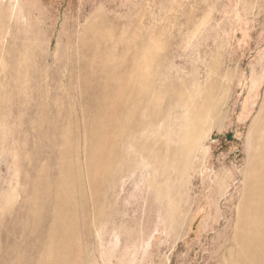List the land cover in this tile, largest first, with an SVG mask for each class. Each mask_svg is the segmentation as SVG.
Here are the masks:
<instances>
[{
	"label": "rangeland",
	"instance_id": "obj_1",
	"mask_svg": "<svg viewBox=\"0 0 264 264\" xmlns=\"http://www.w3.org/2000/svg\"><path fill=\"white\" fill-rule=\"evenodd\" d=\"M263 113L264 0H0V264H264Z\"/></svg>",
	"mask_w": 264,
	"mask_h": 264
},
{
	"label": "bare ground",
	"instance_id": "obj_2",
	"mask_svg": "<svg viewBox=\"0 0 264 264\" xmlns=\"http://www.w3.org/2000/svg\"><path fill=\"white\" fill-rule=\"evenodd\" d=\"M260 119H261V122L264 120V113L263 114H261V117H260ZM263 129H264V123H263ZM255 136L257 135V136H263L264 137V134H262V129L260 128V127H258L257 126V128H256V131H255ZM253 149H256V146L254 145L253 146ZM257 154V153H256ZM253 155H255V153L253 154ZM254 157H256V156H254ZM253 159V158H252ZM262 162V161H261ZM263 165H264V162H263ZM261 166L259 165V168H260ZM262 168V167H261ZM264 170V169H263ZM261 179V178H260ZM262 181V180H261ZM261 181L259 182V183H261ZM256 185V184H255ZM261 185V184H260ZM259 185V186H260ZM263 186H264V183L262 184ZM258 186V187H259ZM257 188V187H256ZM261 188V187H260ZM261 189H263V188H261ZM260 191V190H259ZM263 194H261V196H259L258 195V197H261L262 199V201H264V189H263ZM261 192V193H262ZM260 193V192H259ZM257 196H256V198H258ZM261 200H257V201H260L261 202ZM251 201V200H250ZM258 206V205H257ZM251 207V206H250ZM249 207V208H250ZM260 209H261V206H260ZM250 210V209H249ZM256 211H257V209H256ZM259 212H260V210H258ZM258 212V213H259ZM258 215H260L259 217V219H262L261 221H257V227H256V229H253L252 231H251V235H252V238H253V241L251 242L252 243V245H254L253 243H254V241L257 243V247H255L254 249H255V251H253L252 249V251L253 252H251L252 254H255L256 253V251H257V249H258V247H261V246H263L264 247V208H262V212H260V214H257V216ZM248 217V216H247ZM258 219V218H257ZM255 221V220H254ZM250 222V221H249ZM251 223V222H250ZM254 224H255V222H254ZM254 224H253V226H254ZM245 227V226H244ZM248 228V227H247ZM250 235V234H249ZM248 238V237H247ZM251 238V239H252ZM251 239H249V240H251ZM248 241V240H247ZM249 244V243H248ZM249 245H251V244H249ZM254 246H256V245H254ZM249 252V253H250Z\"/></svg>",
	"mask_w": 264,
	"mask_h": 264
}]
</instances>
